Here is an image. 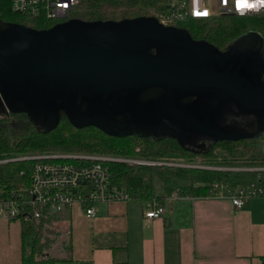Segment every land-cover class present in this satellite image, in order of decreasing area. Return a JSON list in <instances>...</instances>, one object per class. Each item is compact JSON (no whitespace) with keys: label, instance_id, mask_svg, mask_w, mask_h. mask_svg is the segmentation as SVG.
<instances>
[{"label":"water","instance_id":"95a60500","mask_svg":"<svg viewBox=\"0 0 264 264\" xmlns=\"http://www.w3.org/2000/svg\"><path fill=\"white\" fill-rule=\"evenodd\" d=\"M249 36L261 41L241 39ZM253 56L261 79L233 46L220 51L154 17L71 18L40 30L0 20V108L45 128L67 118L113 133L156 127L149 134L192 145L257 139L264 61Z\"/></svg>","mask_w":264,"mask_h":264},{"label":"trees","instance_id":"16d2710c","mask_svg":"<svg viewBox=\"0 0 264 264\" xmlns=\"http://www.w3.org/2000/svg\"><path fill=\"white\" fill-rule=\"evenodd\" d=\"M166 0H79L68 15L83 21H119L136 17H154L164 8ZM0 20L14 22L34 29H47L61 21L31 18L13 12L9 0H0ZM182 29L195 40H204L216 49L224 51L235 40L248 33L261 38L264 56V16H222L210 19H189L174 26ZM202 150L187 144L176 135L158 133L142 135L135 133H113L88 124H79L67 118L60 119L50 128L40 127L20 111L0 108V160L35 153H97L110 156H137L154 161L178 160L207 168H264V132L257 139L239 141H217L206 144ZM261 147L247 158L217 157L214 149H222L232 155L234 148ZM33 161L17 160L0 164V188L25 191ZM111 182L125 191L129 198L162 204L163 195H157L153 178H158L165 193L177 189L180 196L207 197L221 191L229 193L238 187L259 185L264 187V170H222L199 167H175L161 165H138L121 162L110 163ZM174 181L184 184L172 188ZM217 187L213 188V185ZM25 189V190H24ZM9 193V194H10ZM21 224V264H64L71 261L70 243L63 245L64 256L53 257L45 253L51 240L47 234L54 232L62 221V214L40 219L18 220ZM51 229V230H50ZM43 240V241H42ZM69 242V241H67ZM113 264H130L113 263ZM264 264V256L261 257Z\"/></svg>","mask_w":264,"mask_h":264},{"label":"crops","instance_id":"0c3cea01","mask_svg":"<svg viewBox=\"0 0 264 264\" xmlns=\"http://www.w3.org/2000/svg\"><path fill=\"white\" fill-rule=\"evenodd\" d=\"M227 195L164 193L157 218L144 216L147 201L131 198L95 204L92 218L75 205L58 223L65 229L60 238L71 246V261L64 264H261L264 196L237 209ZM62 249L51 256L63 257ZM0 264H21L18 220L0 217Z\"/></svg>","mask_w":264,"mask_h":264},{"label":"built area","instance_id":"2783aa9c","mask_svg":"<svg viewBox=\"0 0 264 264\" xmlns=\"http://www.w3.org/2000/svg\"><path fill=\"white\" fill-rule=\"evenodd\" d=\"M9 2L13 12L36 19L65 21L79 0ZM222 16H264V0H166L156 20L164 26H176L189 19L203 20ZM17 160H29L33 164L26 196L25 191L10 193L0 188V217L7 220L46 218L75 205L81 208L87 218H92L95 216V204L130 199L125 191L112 184L110 163L151 164L97 153L62 152L3 159L0 164ZM227 196L233 207L239 209L249 199L264 196V187L254 184L238 187ZM147 205L149 208L144 213L145 217L157 218L163 213V208L156 202H147Z\"/></svg>","mask_w":264,"mask_h":264},{"label":"rangeland","instance_id":"374dc122","mask_svg":"<svg viewBox=\"0 0 264 264\" xmlns=\"http://www.w3.org/2000/svg\"><path fill=\"white\" fill-rule=\"evenodd\" d=\"M205 143L203 142V144L200 145H195V149L196 150H202L205 148ZM263 150V148L261 147H252V146H247L244 147L243 145H239L237 147L234 148V153L232 155L229 154V152L225 151L224 149L221 148V146H218L214 149V154H217V157H225V158H230V157H236V158H247L250 156L251 153L253 152H261ZM106 155V154H104ZM116 158H121V159H132V160H139V161H144V162H150V165H161L163 164V166H175V167H201V166H197L194 163H184L183 161H178V160H168V161H152L150 159L147 158H143V157H137V156H114ZM154 163V164H153ZM130 164V163H129ZM217 169V168H214ZM218 169H222V170H232L233 168H227V167H222V168H218ZM264 170V168H234V170ZM184 184V182L182 181H174L172 183V188H176L177 186H180ZM153 187H154V191L156 192L157 195H163L165 193V188L164 185L162 184V182L158 179V178H153ZM170 192H178L177 189H173V191H168ZM52 230H54V232H60L61 233H65V229H61L59 226H57L56 228L51 227ZM50 229V230H51ZM47 239L51 240V243L49 245L48 248H45L44 251L47 254L50 255H56V254H60L61 249L64 245V241L66 239H61L60 235H58L57 237L54 236L53 234H47ZM66 236V235H65ZM43 241V240H42ZM63 250V249H62Z\"/></svg>","mask_w":264,"mask_h":264},{"label":"flooded vegetation","instance_id":"af4514ba","mask_svg":"<svg viewBox=\"0 0 264 264\" xmlns=\"http://www.w3.org/2000/svg\"><path fill=\"white\" fill-rule=\"evenodd\" d=\"M260 39L256 36H249V37H244L243 39L241 38H238L237 40H235L230 46L232 47L233 46V49L234 51H236L239 55H241L246 61L247 60H250V61H254V56L253 54H255V59H258V63H263L264 59L262 58V55L260 53ZM249 61V62H250ZM251 63V62H250ZM253 65H257L255 64V61H254V64ZM252 71L254 73V76L256 79H261L258 75V73L260 72V68H259V64L257 65V68L255 66H252ZM119 128H123V129H126L128 130L129 128H131L129 125L127 126H119ZM156 128V127H155ZM149 129V128H146V127H142V126H138V127H135L133 128L134 131H142L145 132L144 134L146 135H151L149 134V131H156L158 129ZM167 129V128H165ZM148 132V133H147ZM195 145H200V144H203V140H198V139H195ZM207 144V143H206Z\"/></svg>","mask_w":264,"mask_h":264}]
</instances>
